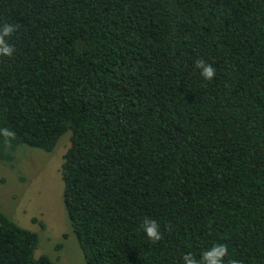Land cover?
I'll return each mask as SVG.
<instances>
[{"label": "trees", "instance_id": "1", "mask_svg": "<svg viewBox=\"0 0 264 264\" xmlns=\"http://www.w3.org/2000/svg\"><path fill=\"white\" fill-rule=\"evenodd\" d=\"M6 23L0 159L69 130L61 194L86 264L215 244L224 264H264V0H0ZM37 243L0 210V264H52Z\"/></svg>", "mask_w": 264, "mask_h": 264}, {"label": "rangeland", "instance_id": "2", "mask_svg": "<svg viewBox=\"0 0 264 264\" xmlns=\"http://www.w3.org/2000/svg\"><path fill=\"white\" fill-rule=\"evenodd\" d=\"M69 130L50 150L22 144L10 160L0 159V210L37 233L34 255L46 254L52 264H86L62 201L60 163Z\"/></svg>", "mask_w": 264, "mask_h": 264}, {"label": "clouds", "instance_id": "3", "mask_svg": "<svg viewBox=\"0 0 264 264\" xmlns=\"http://www.w3.org/2000/svg\"><path fill=\"white\" fill-rule=\"evenodd\" d=\"M16 30L14 25L4 24L0 27V55L12 56L15 51L14 46L9 44L6 40ZM196 67L201 70V76L211 81L215 75V68L206 63L204 60H198ZM0 134L6 138H14V133L8 129H0ZM142 229L148 238L152 242H158L162 237L159 231V225L155 220L145 218L142 223ZM228 254V248L224 244H215L211 249L205 250L201 254V258L198 261L191 253L185 254L182 257V264H224V258ZM228 264H239L237 260H230Z\"/></svg>", "mask_w": 264, "mask_h": 264}]
</instances>
